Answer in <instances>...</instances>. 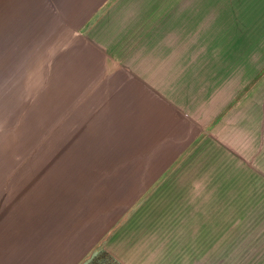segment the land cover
<instances>
[{"label":"crops","instance_id":"1","mask_svg":"<svg viewBox=\"0 0 264 264\" xmlns=\"http://www.w3.org/2000/svg\"><path fill=\"white\" fill-rule=\"evenodd\" d=\"M216 1L0 0V110L26 143L0 264L153 256L138 241L186 224L232 255L250 217H184L264 206V54Z\"/></svg>","mask_w":264,"mask_h":264},{"label":"rangeland","instance_id":"2","mask_svg":"<svg viewBox=\"0 0 264 264\" xmlns=\"http://www.w3.org/2000/svg\"><path fill=\"white\" fill-rule=\"evenodd\" d=\"M214 1V0H213ZM219 20L226 17L233 27V36L248 41L251 57L264 54V0H217ZM213 4V3H212ZM228 14H221L223 11ZM16 121L2 116L0 110V217H7L9 211L17 206L18 150L20 143ZM219 201H226L224 198ZM177 207H170L171 210ZM180 213L182 208L180 207ZM184 217H250V223L234 225L235 237L232 241L222 240L218 244H227L232 255L215 257L210 254L209 240L191 238L195 225L186 224V239L166 240L156 238L155 232L151 240L138 241L140 247L153 246V256L138 255L123 257L96 256L83 264H120L131 260L137 264H264V206L228 207L226 205H209L185 207ZM166 217V215H164ZM167 217H182L170 215ZM261 217V218H258ZM259 220L261 222H253ZM156 226V225H155ZM180 225L171 226L177 231ZM181 231H183L181 229ZM149 234V232H148ZM88 261V260H87Z\"/></svg>","mask_w":264,"mask_h":264},{"label":"trees","instance_id":"3","mask_svg":"<svg viewBox=\"0 0 264 264\" xmlns=\"http://www.w3.org/2000/svg\"><path fill=\"white\" fill-rule=\"evenodd\" d=\"M96 256H98V255H93V256H91V258L87 261V263L90 261H92L93 259H94V257H96ZM90 264V263H89Z\"/></svg>","mask_w":264,"mask_h":264}]
</instances>
